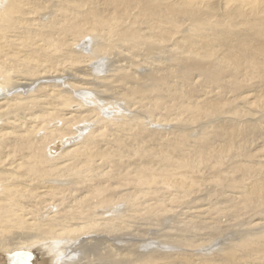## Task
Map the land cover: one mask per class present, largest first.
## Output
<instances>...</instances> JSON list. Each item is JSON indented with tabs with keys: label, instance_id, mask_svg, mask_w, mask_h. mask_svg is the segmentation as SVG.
<instances>
[{
	"label": "bare ground",
	"instance_id": "1",
	"mask_svg": "<svg viewBox=\"0 0 264 264\" xmlns=\"http://www.w3.org/2000/svg\"><path fill=\"white\" fill-rule=\"evenodd\" d=\"M262 1L0 0L1 264L14 243L32 264H119L101 246L141 255L169 205L184 226L247 225L234 255L264 264Z\"/></svg>",
	"mask_w": 264,
	"mask_h": 264
},
{
	"label": "rangeland",
	"instance_id": "2",
	"mask_svg": "<svg viewBox=\"0 0 264 264\" xmlns=\"http://www.w3.org/2000/svg\"><path fill=\"white\" fill-rule=\"evenodd\" d=\"M262 3H264V2L262 1ZM86 41H87V39H86ZM88 45H89V43H85L86 47L84 48V51L89 50L87 47ZM78 46L80 47V44ZM109 65H110V61H106L103 68L107 69L109 67ZM92 73H94V72L92 71ZM104 74H106V72H104ZM261 106L264 109V103H262ZM245 118L247 121L251 120V118H248V116H246V115H245ZM152 127H159V125L158 126L152 125ZM170 129H173V126L165 128L166 131L170 130ZM189 135L191 137L193 136L191 134H189ZM72 138L76 139L75 137H72ZM64 141H66V140H64ZM254 160H259V158L254 157ZM227 164H229L228 161H227ZM227 164H225V165H227ZM240 166L241 165L238 166L239 168H237V167L235 168L236 175L234 174L233 178L239 177L240 181H241V177H244V175H247V174L244 172L245 170H243L242 167H240ZM230 167L232 168V166H230ZM213 168L216 169L217 171L222 170L223 168H224V170L229 171V169H225V168H227L225 166L224 167L218 166V167H213ZM238 171H240V173ZM242 172H243V174H242ZM202 174H204V175H202V177H200V178H202V180H204V181L201 182L199 185L202 188L201 191H203V190L205 191V192H202V194H205L208 191V192H212L214 195L223 199L225 197V194L218 193L216 191L211 190L213 188H216V184H217V177L215 176L216 171L212 172L210 169H208V171H206L205 173H202ZM214 179H216V180H214ZM207 184H210V185H207ZM201 191H199V194L197 196L204 197L205 195L200 196ZM0 193H1V186H0ZM171 193L174 194V193H176V191L170 190L168 192V195ZM226 194H227L226 197L228 199L229 197L231 198V196L234 193L227 192ZM182 197L184 198L183 200L186 202L189 199L187 196H184V195H182ZM190 200H191V198H190ZM213 201H215V198ZM213 201L211 200V202H213ZM169 206H170V208H168V210L170 209V212L165 210V211H163L164 212L163 214H160L161 213L160 212L159 215L157 212L153 221L151 220V223L149 225H147L146 228H144V229L138 228L139 231L144 232V234L142 233L143 235H146V237L151 238L150 242H152L151 245H146L147 247L136 245L137 247H139V251H140L141 255L138 256L136 253H133L136 251L134 248H132L131 243L137 242L136 240H134L133 242L130 241L131 243H129V244L125 243V242L116 243L119 247H122L121 249L120 248L116 249L117 250L116 252L118 254H114L113 252H110V249L107 250V248L103 247V245H102L100 248V255H102V257H104V258H108V260H109V259H113V256L110 255V253H112L114 255V257L116 258V260L120 261L119 264H121V262L124 263L125 261H127L129 259H130L129 264H134L135 262H137V264H245V263L251 262L250 260L248 262H246V260H244V258H247L249 256L248 250L243 252V250L241 248V251H238L237 256L234 255V251L238 248V244H235V243H238L244 237L250 238V233L247 230H245L248 227L247 225L233 224L230 222L223 223L221 225V222H218L217 225L218 224L220 225V230L218 232H215L214 228H205V227H201V226L189 227V225L184 226V222L183 221L180 222V219L183 218V214H182L183 211L187 210V209L182 208V209L177 210L176 205H169ZM180 210H181L180 216L177 215L176 218L174 219L176 222L174 220L171 222L172 227L167 226L168 223L167 222L165 223V221L168 218L169 219L167 221H169L170 217H172L174 213L175 214L179 213ZM157 215H158V217H157ZM168 216H170V217H168ZM179 217H180V219H179ZM158 218H160L161 220ZM222 218H223V220H226L227 216L222 215ZM244 218L246 219L247 222H249L251 220V218H248V216H246V215H244ZM257 220L258 219H255L254 221H257ZM135 224L138 226L140 223L135 222ZM165 224H166V226H165ZM172 229L175 230L174 233H173L174 230H172ZM170 231H172V232H170ZM190 233L194 234V237ZM261 233L264 234V229L261 231ZM166 234H170V235L176 234L178 236L191 237L193 240H195V244L194 245L185 244L187 247H185L183 249V247H181L177 243H175L173 241H168V239H166V237H165ZM253 237L254 236H252V238ZM153 243H155V244H153ZM15 245L18 246V244L14 243V244L10 245L11 247L6 249V251L10 252V251L16 249L17 246H15ZM251 246L255 247V245H251ZM123 247H124V249H123ZM142 247H144V248H142ZM20 248H26V249L28 248L29 249L28 246L27 247L21 246ZM45 250L46 249L35 250L34 256H33L34 257L33 260H35V261H33V264H38L39 262H37V261L43 260V257H46V258H47V256L49 257V255H50L49 251L46 250L47 251L46 252ZM40 251H42V253H40ZM91 252H89V253H91ZM103 252L105 255L103 254ZM40 254H41V256H39ZM91 254L85 255L84 258H82V261H84L86 258L99 259V256H98V254H96V252L95 253L92 252ZM94 254H96V256H94ZM256 255L257 254L255 251L251 254V256H256ZM38 256H39V258H38ZM73 258L78 259V257H76V256H74ZM143 258L146 260H144ZM123 259H125V260H123ZM138 259L139 260L141 259V261H139ZM73 263H75V262H73ZM0 264H1V260H0Z\"/></svg>",
	"mask_w": 264,
	"mask_h": 264
},
{
	"label": "water",
	"instance_id": "3",
	"mask_svg": "<svg viewBox=\"0 0 264 264\" xmlns=\"http://www.w3.org/2000/svg\"><path fill=\"white\" fill-rule=\"evenodd\" d=\"M31 252L27 249H16L6 254L9 264H32L30 262Z\"/></svg>",
	"mask_w": 264,
	"mask_h": 264
}]
</instances>
